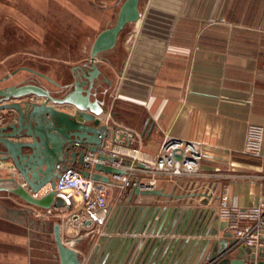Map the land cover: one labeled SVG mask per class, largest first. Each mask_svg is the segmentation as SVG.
<instances>
[{"label":"crops","instance_id":"crops-1","mask_svg":"<svg viewBox=\"0 0 264 264\" xmlns=\"http://www.w3.org/2000/svg\"><path fill=\"white\" fill-rule=\"evenodd\" d=\"M99 1L0 0V77L14 71L0 86L28 78L60 91L20 67L69 82L72 66L87 60L92 39L111 24L121 2ZM175 1L161 11L138 10L114 44L96 53L90 98L101 101L100 122L109 112L110 146L152 153L163 134L195 140L198 174L158 179L153 188L162 194L133 187L116 199L119 192L110 186L101 224L58 221L60 239L72 241L78 264H196L231 242L215 214L219 195L247 206L264 194V0ZM249 122L263 127L258 156L242 151ZM7 165L0 163V175ZM0 194V264H28L30 249H38L42 237L53 239L57 220L34 219L22 209H29L25 201ZM238 249L244 251L235 247L216 263Z\"/></svg>","mask_w":264,"mask_h":264},{"label":"water","instance_id":"water-1","mask_svg":"<svg viewBox=\"0 0 264 264\" xmlns=\"http://www.w3.org/2000/svg\"><path fill=\"white\" fill-rule=\"evenodd\" d=\"M138 15V0H121L113 22L95 34L87 60L72 66L74 73L70 81L63 85L29 67H20L46 79L59 87L60 91H50L28 78L0 86V163L9 162L4 168L5 175H0V183H3L0 190L37 206H60L62 200L54 196L52 188L58 175L55 163L79 164L86 149L93 151L96 158L106 161L92 163L91 178L107 182L106 173L124 172L108 163L115 156L96 151L98 146L113 136L109 135L110 124L100 122L99 113L103 111L101 101L90 98V89L99 72L94 59L96 53L111 47L122 26L136 20ZM13 72L0 77V82L8 79ZM74 141L79 144H74ZM136 165L140 163L136 162ZM81 173L86 176L88 170L83 169ZM133 189L141 193H163L157 188L139 189L135 186ZM201 220L202 217L198 227ZM223 223L221 220L220 227ZM53 239L59 264H78L74 248L60 239L58 222L53 224ZM240 252L238 249L235 256L225 257L216 264H242V259L236 257ZM213 254L211 252L209 255ZM256 264H263V261L257 260Z\"/></svg>","mask_w":264,"mask_h":264},{"label":"built area","instance_id":"built-area-1","mask_svg":"<svg viewBox=\"0 0 264 264\" xmlns=\"http://www.w3.org/2000/svg\"><path fill=\"white\" fill-rule=\"evenodd\" d=\"M210 20L212 18H209ZM219 20H222L220 17ZM109 118V112L104 114V122ZM263 127L258 123L249 122L246 124L242 151L258 156L261 151ZM105 141L103 145L96 148L98 152H105L115 156L110 162L111 166L121 168L124 172L106 173L108 181H100L89 176L92 172L93 162H106L96 158L93 151L86 149L82 155V162L77 166L72 164L55 163L58 175L53 182L54 196L62 200V205L50 204L46 207L27 203L29 210L38 217L56 218L68 225L82 226L86 222L95 225L101 224L107 210L106 195L108 188L113 187L119 195L127 188L138 187L139 189L153 188L158 179H174L177 177H188L198 174V163L201 152L198 142L176 138L163 134L162 140L157 149L148 153L136 147L128 145L110 146ZM74 144H79L77 141ZM87 144V143H86ZM126 158L127 162L122 163L121 159ZM139 162L140 165H136ZM87 169L88 175H83L81 170ZM35 194V193H33ZM68 209L66 214L60 210ZM215 214L223 220L224 226L231 236L230 244L215 252L213 255L205 254L196 264H216V261L224 254L235 247H249L251 257H246L242 250L236 257L242 259V264H256L257 251L264 264V194L258 200L247 206H239L226 203V194L219 195L215 206ZM63 217V218H62ZM71 242L67 245L71 246ZM235 256V255H234Z\"/></svg>","mask_w":264,"mask_h":264},{"label":"rangeland","instance_id":"rangeland-1","mask_svg":"<svg viewBox=\"0 0 264 264\" xmlns=\"http://www.w3.org/2000/svg\"><path fill=\"white\" fill-rule=\"evenodd\" d=\"M99 2L103 3L101 0ZM167 2L171 3V7L176 6L175 0L174 1L173 0H138V10H140L142 12V10H144L146 7H148V8L150 7L151 9H154V12L156 10L161 11V9H163V8H168ZM115 13H116V6H115V9L113 10V13H112L113 18L115 17ZM112 22H113V19H112L111 23ZM132 22L133 21H130V22H127L125 24H126V26H128V25L132 24ZM126 161H127L126 158L121 159L122 163H125ZM0 196H1V194H0ZM11 202H12V200H11ZM15 202L16 201L12 202L13 204H15L14 207L21 209V205H17ZM22 209L24 211H26V213L28 212V214L30 216H32V218H34V219H43L41 217L34 215L27 208L26 209L22 208ZM2 222H5V221L2 217H0V224L3 225ZM20 223H22V221H18L19 226H21ZM4 224H6V223H4ZM23 225H25V224H23ZM3 226H5V225H3ZM21 228L22 227H18L17 225H14V229L21 230ZM35 229H37V227H26L25 231L31 232ZM31 242H33V239H31ZM39 246L40 247L38 249H36V248L32 249L31 248L29 251V254L26 255L28 264H59L58 254L55 252L53 239H51L49 237H47V238L42 237L41 240L39 241ZM244 252H245L246 257H249V258L251 257V251H250L249 247H244Z\"/></svg>","mask_w":264,"mask_h":264}]
</instances>
